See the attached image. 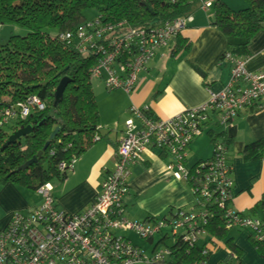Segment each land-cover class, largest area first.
Returning a JSON list of instances; mask_svg holds the SVG:
<instances>
[{
	"label": "trees",
	"instance_id": "1",
	"mask_svg": "<svg viewBox=\"0 0 264 264\" xmlns=\"http://www.w3.org/2000/svg\"><path fill=\"white\" fill-rule=\"evenodd\" d=\"M206 2L211 1L0 0V27L16 26L27 32L25 36H11L7 43L0 44V186L13 185L37 195L45 185H52L54 181L64 183L73 172L76 162L101 140L100 111L91 72L109 49V41L105 37L110 33L103 36L101 41H94V48H87V52L79 48L81 39L79 35L74 36L75 33L86 29L85 33L91 36L104 28L112 29L115 35L111 38L119 41L122 36L132 32L147 33L168 22L183 20L186 21L185 31L167 40L152 61L172 42H175L173 57L181 56L192 47V40L183 36V33L188 30V23L193 17L202 12V5ZM211 3V27L222 34L226 42L221 61L225 60L226 55L248 61L251 58L249 49L252 41L264 31V0H244L246 7L238 12L230 10L224 0ZM155 21L158 23L154 24ZM66 35L75 38L64 39ZM194 69L204 76L197 68ZM62 80H66V88L61 101L54 107L53 95ZM34 100L39 102L42 110L38 106L28 105ZM27 105L29 115L23 118L22 109ZM27 128H31L29 134L9 144L11 137ZM214 129L219 128L212 126L207 133L210 144L214 147L221 141L228 149L231 141L224 133H217ZM56 130L57 135L51 139ZM263 153L264 141L259 140L244 148L242 159L246 163L257 162L262 160ZM211 159L187 167L190 179L201 176L203 166ZM62 165H65L63 171L60 170ZM136 166L131 168V177ZM187 183L188 187L193 181L188 180ZM198 208L193 203L176 212L170 210L162 219L147 218L144 222L162 220L167 223L170 219H176L178 212L197 211ZM206 209L211 216L203 227L205 235L200 237L199 242L193 246L185 242L183 231H179L176 236L171 232L163 233L159 236L160 240L152 245V251L154 248L157 252L159 246L167 248L169 260L153 264H202L209 262L221 248L227 253L226 261L221 264H242V252L235 245L232 234L241 232L233 228V218H226V211L220 210L215 204L206 205ZM256 210H262L264 217V200L257 205ZM16 214L27 215L18 212L13 217ZM120 234L125 241L131 242L135 250L146 254L141 246ZM251 237V246L259 256L264 257V244ZM170 239L173 244L168 246L166 241Z\"/></svg>",
	"mask_w": 264,
	"mask_h": 264
},
{
	"label": "built area",
	"instance_id": "2",
	"mask_svg": "<svg viewBox=\"0 0 264 264\" xmlns=\"http://www.w3.org/2000/svg\"><path fill=\"white\" fill-rule=\"evenodd\" d=\"M211 8L210 2L202 5L204 12ZM185 29L186 21L178 20L147 33L132 32L119 41L111 38L115 35L112 29L105 28L91 36L85 33L86 29H81L74 36L79 35V48L87 52V48H94V41H101L110 33L105 37L109 41V49L92 70L91 77L102 82L108 92H123L131 96L156 53L167 40ZM74 36L66 35L64 39L71 40ZM224 59L232 67L230 81L220 94L212 95L202 107L167 120L156 118L148 106L130 108L129 119L116 148V167L105 177L95 203L86 212L68 215L58 211L53 186L42 187L37 192L42 200L40 206L27 215L16 214L8 226L0 230V264L166 262L169 260L167 248L154 251L148 257L143 251L135 250L120 233L133 232L152 246L154 239L163 233L171 232L176 236L183 231L184 241L193 246L205 235L203 227L211 216L206 209L208 204L225 210L226 218H233V228L264 244V217L242 216L230 207L235 198V184L231 177L233 168L228 149L221 142L215 144L212 159L203 166L201 176L190 179L185 165L191 145L206 128H211V124L219 129L227 128L244 110L264 112V71L250 74L245 69L247 61L231 55H226ZM28 105L43 109L37 100ZM28 105L22 109L23 118L29 115ZM154 152L170 158L167 170L174 180L184 183L193 181L188 187L194 205L199 208L197 211L178 212L177 218L167 223L162 220L131 222L124 218L122 206L130 192L131 168ZM64 169L65 165H62L60 170ZM231 258L235 257L232 255Z\"/></svg>",
	"mask_w": 264,
	"mask_h": 264
},
{
	"label": "crops",
	"instance_id": "3",
	"mask_svg": "<svg viewBox=\"0 0 264 264\" xmlns=\"http://www.w3.org/2000/svg\"><path fill=\"white\" fill-rule=\"evenodd\" d=\"M237 7L240 10L245 8L242 0L237 3ZM212 22V9L196 14L188 23V30L183 33V36L192 40L190 51L173 57L175 42L166 46L149 64L147 73L142 76L130 97L121 92L106 94L101 110L99 107L100 142L76 162L63 185L54 186L56 205L60 211L68 215H80L95 203L105 176L116 167V148L132 106H148L156 118L167 120L202 107L212 95L223 91L230 81L231 69L225 60L221 61L226 42L223 35L211 27ZM249 51L251 58L247 61L246 71L250 74L264 71V31L254 38ZM104 107L110 109V114L103 112ZM205 130L198 138L205 135L203 145H209V129ZM214 130L224 133L231 141L228 154L233 168L231 177L235 184V198L230 207L245 216L263 218L262 210L257 211L256 207L264 200V153L262 160L246 163L242 159V152L246 146L264 141V112L247 109L240 113L231 126ZM198 138L189 152L199 143ZM209 146L208 152L205 148L200 150L197 159L192 164L187 162V167L209 160L213 145ZM169 163L170 158L166 155L154 152L147 154L142 163L133 169L130 192L123 206L124 211L130 209V213L125 216L129 221L162 219L170 210L176 212L193 205L194 198L187 185L174 180L168 172ZM40 204L41 200L35 193L13 185L0 186V230L7 227L15 213L27 214ZM234 233L235 245L242 252L241 263L264 264V257L259 256L251 246L248 235ZM226 259L227 253L221 248L208 264H221Z\"/></svg>",
	"mask_w": 264,
	"mask_h": 264
},
{
	"label": "rangeland",
	"instance_id": "4",
	"mask_svg": "<svg viewBox=\"0 0 264 264\" xmlns=\"http://www.w3.org/2000/svg\"><path fill=\"white\" fill-rule=\"evenodd\" d=\"M209 1H211V0H209ZM240 1L241 0H224L226 6L230 10L235 11V12L240 11L239 7H237V3L239 4ZM242 1L244 3V0H242ZM245 7H246V4H245ZM233 9H235V10H233ZM241 10H243V9H241ZM26 33H27L26 30H24V29H22L20 27L9 26V25L8 26H2V27H0V44L7 43L11 36H25ZM92 83H93L94 94H95L98 106L100 107V110H101V107L103 106V100L105 99L106 94H113V93H116V92H108L102 82L93 80ZM101 92H103V93H101ZM103 112L105 114H110L111 111H110V109H107L106 107H104ZM205 139H206L205 135H203L201 138H198V140H200L199 143L195 144V146H193L192 150L189 152L188 164H192L197 159L196 155H197V153L200 150L202 151V150L207 149V152H208V150L210 148V146H209L210 144L208 145L206 143L205 145H203V142L206 141ZM207 139H208V137H207ZM200 148H202V149H200ZM61 185H63V183H59L57 181H54L52 183L53 188H54V186L55 187H60ZM128 213H130V209L128 211H125L124 218H126L125 216L128 215ZM131 222H133V221H131ZM137 222H140V221H137ZM122 235H124L125 237L130 239L133 244L141 246L145 250L146 255L148 257H150L152 255V253H153L152 246L149 244V242L140 239L133 232H126V233H123ZM159 240H160V237L158 236L156 239H154L153 242L156 244ZM166 244L168 246H171L173 244V241L170 239V240L166 241ZM162 246H164V245H162ZM160 249H161V247L159 246L158 251Z\"/></svg>",
	"mask_w": 264,
	"mask_h": 264
},
{
	"label": "water",
	"instance_id": "5",
	"mask_svg": "<svg viewBox=\"0 0 264 264\" xmlns=\"http://www.w3.org/2000/svg\"><path fill=\"white\" fill-rule=\"evenodd\" d=\"M158 21H155L154 24H157ZM65 88H66V80H62L56 90V92L54 93L53 97H54V102H53V106L54 107H57V104L61 101L62 99V96H63V93L65 91ZM31 132V128H27L25 130H22L18 133H16L13 137L10 138L9 140V144L11 142H13L14 140L18 139V138H21V137H24L26 136L27 134H29ZM58 133V130H56L52 136H51V139H53ZM36 160H34L33 162H35Z\"/></svg>",
	"mask_w": 264,
	"mask_h": 264
},
{
	"label": "clouds",
	"instance_id": "6",
	"mask_svg": "<svg viewBox=\"0 0 264 264\" xmlns=\"http://www.w3.org/2000/svg\"><path fill=\"white\" fill-rule=\"evenodd\" d=\"M210 3H211V2H210ZM211 9H212V8H211ZM211 9H210V10H211ZM129 97H130V96H129ZM125 123H126V122H125ZM124 126H125V125H124Z\"/></svg>",
	"mask_w": 264,
	"mask_h": 264
}]
</instances>
